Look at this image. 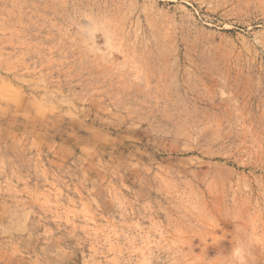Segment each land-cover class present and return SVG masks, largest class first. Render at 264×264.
I'll return each instance as SVG.
<instances>
[{
    "label": "rangeland",
    "instance_id": "1",
    "mask_svg": "<svg viewBox=\"0 0 264 264\" xmlns=\"http://www.w3.org/2000/svg\"><path fill=\"white\" fill-rule=\"evenodd\" d=\"M0 264H264V0H0Z\"/></svg>",
    "mask_w": 264,
    "mask_h": 264
}]
</instances>
